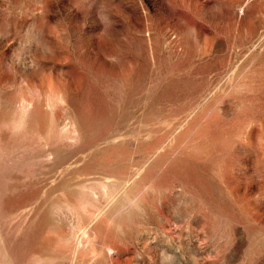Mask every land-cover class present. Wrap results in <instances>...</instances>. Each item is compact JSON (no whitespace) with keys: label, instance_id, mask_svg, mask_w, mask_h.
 I'll list each match as a JSON object with an SVG mask.
<instances>
[{"label":"rangeland","instance_id":"rangeland-1","mask_svg":"<svg viewBox=\"0 0 264 264\" xmlns=\"http://www.w3.org/2000/svg\"><path fill=\"white\" fill-rule=\"evenodd\" d=\"M0 264H264V0H0Z\"/></svg>","mask_w":264,"mask_h":264}]
</instances>
